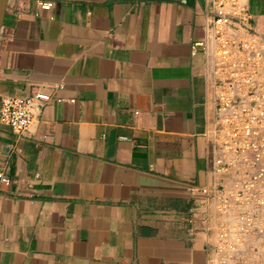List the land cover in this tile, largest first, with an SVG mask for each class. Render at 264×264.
Wrapping results in <instances>:
<instances>
[{"label": "crops", "instance_id": "0c3cea01", "mask_svg": "<svg viewBox=\"0 0 264 264\" xmlns=\"http://www.w3.org/2000/svg\"><path fill=\"white\" fill-rule=\"evenodd\" d=\"M8 0L0 102L49 95L0 124V264H205L217 176L207 0ZM264 38V0H245Z\"/></svg>", "mask_w": 264, "mask_h": 264}, {"label": "built area", "instance_id": "2783aa9c", "mask_svg": "<svg viewBox=\"0 0 264 264\" xmlns=\"http://www.w3.org/2000/svg\"><path fill=\"white\" fill-rule=\"evenodd\" d=\"M38 4L48 9L52 1ZM196 52L205 56L216 92L204 136L217 176L207 199L221 217L206 228L205 264H264V38L252 28L245 0H207L203 36L191 43ZM48 99L41 90L2 98L0 124L27 130ZM0 181H10L1 155Z\"/></svg>", "mask_w": 264, "mask_h": 264}, {"label": "water", "instance_id": "95a60500", "mask_svg": "<svg viewBox=\"0 0 264 264\" xmlns=\"http://www.w3.org/2000/svg\"><path fill=\"white\" fill-rule=\"evenodd\" d=\"M8 0H0V31L3 26L4 15H5V8L7 5Z\"/></svg>", "mask_w": 264, "mask_h": 264}]
</instances>
